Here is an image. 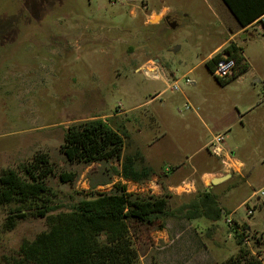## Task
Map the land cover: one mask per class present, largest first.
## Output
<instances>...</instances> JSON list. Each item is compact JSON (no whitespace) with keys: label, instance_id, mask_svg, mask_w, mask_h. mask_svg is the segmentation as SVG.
<instances>
[{"label":"rangeland","instance_id":"1","mask_svg":"<svg viewBox=\"0 0 264 264\" xmlns=\"http://www.w3.org/2000/svg\"><path fill=\"white\" fill-rule=\"evenodd\" d=\"M164 6L173 12L165 18L156 13L145 23L152 9ZM238 30L221 0H0V174L14 169L25 178L19 167L45 157L52 169L45 185L57 207L49 213L53 216L92 193L112 192L117 183L138 197L156 196L149 180L124 183L116 176L112 169H120L118 160L68 161L61 147L72 125L100 118L123 134L122 156L140 153L155 165H167L170 151L178 149L180 164L204 156L215 169L220 159L210 153V143L222 135V149L244 168L242 177L208 189L223 211L220 218L189 220L178 212L154 225H131L138 263L188 264L190 251L211 253L224 263L239 250L234 229L225 223L229 218L248 241L240 247L264 264V198L253 196L264 188L260 25L235 37L250 71L235 75V68V76L220 81L205 64ZM149 62L158 66L156 78L145 74L153 69ZM185 78L193 85L186 86ZM176 82L180 90L172 91ZM187 104L191 109H184ZM63 173L74 180L61 182ZM160 190L156 197L167 195V211L188 205L202 191L195 178L178 181L172 191ZM253 205L259 206L247 216ZM7 210L0 206V264L11 262L22 242L50 225L48 218L28 216L7 230Z\"/></svg>","mask_w":264,"mask_h":264},{"label":"trees","instance_id":"2","mask_svg":"<svg viewBox=\"0 0 264 264\" xmlns=\"http://www.w3.org/2000/svg\"><path fill=\"white\" fill-rule=\"evenodd\" d=\"M237 22L239 28L252 25L264 13V0H221ZM226 54L235 61V75L245 72L248 64L242 49L230 41L222 50L205 62L208 68L221 55ZM233 74V76H235ZM123 134L109 126L106 120L95 118L70 126L65 133L61 147L65 158L72 162L92 164L120 161V169H112L123 180L142 183L153 171L142 166L140 153L122 156ZM22 178L14 169L0 174V206H7L4 226L7 230L28 216L48 218L47 231L39 233L32 241H25L19 247L16 257L6 264H139L130 233V226L154 225L165 216L184 212L187 219L206 217L214 222L223 213L214 194L200 191L196 198L177 211H167V195L147 198L138 197L126 190L124 184H114L109 193L95 192L78 201L70 210L49 215L56 210L49 197L52 191L45 185V179L52 174L45 157L29 165H21ZM71 173L59 175L61 182H72ZM106 185L107 182H102ZM93 190L95 187H92ZM159 228H163L160 223ZM236 234L238 254L222 264H259L247 250H243L242 235ZM241 228L247 229L246 225Z\"/></svg>","mask_w":264,"mask_h":264},{"label":"crops","instance_id":"3","mask_svg":"<svg viewBox=\"0 0 264 264\" xmlns=\"http://www.w3.org/2000/svg\"><path fill=\"white\" fill-rule=\"evenodd\" d=\"M171 12H173V10L169 6L162 7V9L158 12L155 9H152L149 16H147L148 19L145 21V23L149 24V18H151L156 13H159L160 16L165 18ZM168 24L171 25V27H175L174 23ZM249 26L245 28H239L236 34L228 36L222 43L218 44L209 55L218 53L230 41H233L237 46H239L235 41V37L240 36L243 38V34ZM150 63L152 64L153 68L158 71V66L156 64H153L152 62H149V64L147 63L146 66H150ZM250 70V67H248L245 72L247 73ZM174 136L176 135L174 134ZM178 152V149L170 151L169 158L166 162L167 165H163L164 162L160 165H155L154 160L151 157L143 156L145 166L149 167L153 171V174L148 179L149 188H151L152 190L150 192L151 194H154L156 196L161 194L162 191L160 190V188H164L167 191H172L173 189H175L177 182L183 181V179H198L199 187L201 188V190L208 192V189L214 188L215 186H218L222 183L221 182L217 185H211L210 181L212 179L226 177V179L224 180L226 182L232 177H242V169L244 168V163L238 159H234L231 157V159L234 161L233 167L231 169H227V167L222 164L221 160H219L218 168L215 169L212 165H210L208 158H205L204 156H200L194 161L192 157H189L188 161L190 163L180 164L179 160L175 157ZM159 179L162 180L160 183L157 182V180ZM122 181L124 183L131 182L129 180L123 179ZM190 188L194 190V185L192 184ZM247 230H249L248 226ZM189 253L190 260L186 262L188 264H222V262H218L217 260H215L214 255H211V253H199L197 251H190ZM233 254L234 251H231L228 256L224 257L223 261L225 262L229 258L236 257V255Z\"/></svg>","mask_w":264,"mask_h":264},{"label":"built area","instance_id":"4","mask_svg":"<svg viewBox=\"0 0 264 264\" xmlns=\"http://www.w3.org/2000/svg\"><path fill=\"white\" fill-rule=\"evenodd\" d=\"M253 24L260 25V27L262 28V31L264 33V13L261 16H259ZM210 69H211V73L214 77H216L220 81H226L233 74V71L235 69V61H234V59L228 57L226 54H223V55H221V57L217 61H215L211 65ZM148 73H152V75L155 78L157 77L156 76V70L154 68L150 69V71L148 70L145 72V74H147V75H148ZM184 84L186 86L193 85V83L187 78L184 79ZM171 90L172 91H179L180 90V87L177 84V82L174 83V85H172ZM184 109L189 110V109H191V107L187 104ZM223 141L224 140H223L222 135L216 136L213 139V141L210 143V145H211L210 153L212 155H214L215 157L219 158L221 160L222 164L225 167H227V169H231L233 167L234 161L222 149L221 144L223 143ZM253 196L256 197L257 199L264 198V188H262L258 193H255ZM244 205H247V203H244ZM257 206H259V205H253L251 207H247L246 215L251 216ZM225 223L228 225L229 228H234L237 225L236 223L233 222V220H231L229 218L225 219ZM237 227L239 228L238 225H237ZM241 235L243 236V233H241ZM242 244L247 245L248 241L243 238Z\"/></svg>","mask_w":264,"mask_h":264},{"label":"water","instance_id":"5","mask_svg":"<svg viewBox=\"0 0 264 264\" xmlns=\"http://www.w3.org/2000/svg\"><path fill=\"white\" fill-rule=\"evenodd\" d=\"M225 179H226V177L215 178V179H212V180L210 181V184H211V185H216V184H218V183L223 182Z\"/></svg>","mask_w":264,"mask_h":264},{"label":"flooded vegetation","instance_id":"6","mask_svg":"<svg viewBox=\"0 0 264 264\" xmlns=\"http://www.w3.org/2000/svg\"><path fill=\"white\" fill-rule=\"evenodd\" d=\"M127 1H131V0H127ZM134 1V0H133Z\"/></svg>","mask_w":264,"mask_h":264},{"label":"bare ground","instance_id":"7","mask_svg":"<svg viewBox=\"0 0 264 264\" xmlns=\"http://www.w3.org/2000/svg\"><path fill=\"white\" fill-rule=\"evenodd\" d=\"M156 18V17H155Z\"/></svg>","mask_w":264,"mask_h":264}]
</instances>
